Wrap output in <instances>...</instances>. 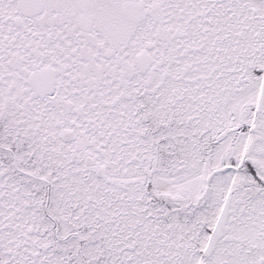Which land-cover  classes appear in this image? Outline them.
Here are the masks:
<instances>
[{
	"label": "snow or ice",
	"instance_id": "1",
	"mask_svg": "<svg viewBox=\"0 0 264 264\" xmlns=\"http://www.w3.org/2000/svg\"><path fill=\"white\" fill-rule=\"evenodd\" d=\"M0 264H264V0H0Z\"/></svg>",
	"mask_w": 264,
	"mask_h": 264
}]
</instances>
